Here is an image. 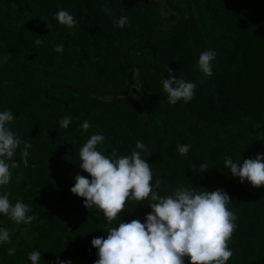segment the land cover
I'll use <instances>...</instances> for the list:
<instances>
[{
    "label": "trees",
    "instance_id": "16d2710c",
    "mask_svg": "<svg viewBox=\"0 0 264 264\" xmlns=\"http://www.w3.org/2000/svg\"><path fill=\"white\" fill-rule=\"evenodd\" d=\"M60 9L76 18L74 28L54 19ZM121 16L129 23L118 28ZM206 50L216 54L212 76L198 66ZM168 69L196 84L190 102L168 103L161 83ZM7 109L21 150L24 142L30 147L26 157L18 150L19 167L0 195L29 204L36 219L17 225L0 214L10 232L0 264H31L36 250L39 264H94V237L106 238L121 221L145 220L147 202L129 201L108 225L102 210L70 191L77 173L91 179L79 151L96 132L106 155H130L143 141L161 195L180 185L226 191L238 225L227 264H264V186L241 183L224 166L225 156L242 164L264 154V0H0V112ZM64 116L67 129L59 124ZM85 120L91 127L82 133ZM178 143L191 146L187 156Z\"/></svg>",
    "mask_w": 264,
    "mask_h": 264
},
{
    "label": "clouds",
    "instance_id": "9594fccd",
    "mask_svg": "<svg viewBox=\"0 0 264 264\" xmlns=\"http://www.w3.org/2000/svg\"><path fill=\"white\" fill-rule=\"evenodd\" d=\"M103 11L111 13L108 8ZM54 19L68 28L77 25L76 18L64 9L57 11ZM127 23V16L114 21L118 28H123ZM35 44L41 45L43 41L38 38ZM54 51L62 53L63 44L56 45ZM215 55L211 50L199 54V70L207 76L213 75L211 62ZM4 59L6 61L7 57ZM161 83L171 105L181 100L188 103L194 98L196 84L186 82L181 76L177 78L172 69H168V77L163 78ZM14 119L11 109L0 112V186L3 187L12 180L10 169L19 167V162L14 160L18 150L26 157L30 147L24 142L21 150L20 135L8 127ZM70 123V116H64L59 121L65 129ZM90 127L87 120L80 124L82 133H87ZM104 139L102 134L96 132L83 144L79 151V167L91 179L77 173L70 191L83 198L86 208L102 210L108 225L121 216L129 201L135 205L147 202L151 211L143 222L140 219L121 221L118 226L107 228L106 238L94 237L91 245L97 249L98 257L94 264H185V258H188L189 264H227L234 255L229 244L238 227L237 215L228 207L232 199L227 192L220 188L197 191L180 185L171 194L161 195L158 190L162 181L156 178L153 184L151 164L142 157V153L146 156L150 154L143 141H136L130 155H118L116 150L106 155L97 150ZM190 147L189 144L176 145L183 156H187ZM224 166L233 177H239L241 183L247 181L257 188L264 186V154H257L254 159L245 158L242 164L225 156ZM207 169L206 163L200 165L202 172ZM9 197L7 191L0 195V214L17 225H30L36 219L35 215L28 214L32 211L31 206L20 200L13 204ZM9 242V230L0 227V244ZM15 253L14 247L7 249L9 256ZM40 258L38 250L28 253L31 264H39ZM55 264L72 262L57 258Z\"/></svg>",
    "mask_w": 264,
    "mask_h": 264
}]
</instances>
